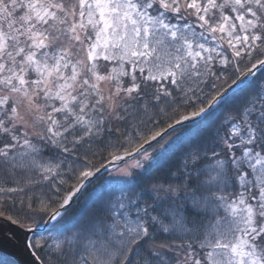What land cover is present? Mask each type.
Masks as SVG:
<instances>
[{"label": "snow or ice", "instance_id": "obj_1", "mask_svg": "<svg viewBox=\"0 0 264 264\" xmlns=\"http://www.w3.org/2000/svg\"><path fill=\"white\" fill-rule=\"evenodd\" d=\"M0 238L264 264V0H0Z\"/></svg>", "mask_w": 264, "mask_h": 264}, {"label": "water", "instance_id": "obj_2", "mask_svg": "<svg viewBox=\"0 0 264 264\" xmlns=\"http://www.w3.org/2000/svg\"><path fill=\"white\" fill-rule=\"evenodd\" d=\"M0 252L9 256L11 253L18 254V248L16 245L12 244L10 241L0 238Z\"/></svg>", "mask_w": 264, "mask_h": 264}, {"label": "trees", "instance_id": "obj_3", "mask_svg": "<svg viewBox=\"0 0 264 264\" xmlns=\"http://www.w3.org/2000/svg\"><path fill=\"white\" fill-rule=\"evenodd\" d=\"M106 182V178L105 177H100V179L97 181L96 185H94V187L96 186H99V185H102ZM89 191H91V188L89 189ZM82 202H83V198H82ZM9 258V256L3 254L0 252V260H3V261H7Z\"/></svg>", "mask_w": 264, "mask_h": 264}, {"label": "rangeland", "instance_id": "obj_4", "mask_svg": "<svg viewBox=\"0 0 264 264\" xmlns=\"http://www.w3.org/2000/svg\"><path fill=\"white\" fill-rule=\"evenodd\" d=\"M124 168H127L128 166L127 165H123ZM110 171H112V169H110Z\"/></svg>", "mask_w": 264, "mask_h": 264}]
</instances>
